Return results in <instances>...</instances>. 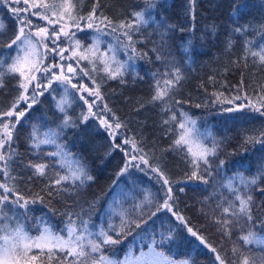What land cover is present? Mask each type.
Returning a JSON list of instances; mask_svg holds the SVG:
<instances>
[{"label": "trees", "instance_id": "16d2710c", "mask_svg": "<svg viewBox=\"0 0 264 264\" xmlns=\"http://www.w3.org/2000/svg\"><path fill=\"white\" fill-rule=\"evenodd\" d=\"M72 3L76 13L87 16L96 7L97 16L102 13L114 24L133 23L134 13H144L147 23H135L131 32L136 62L128 64L122 77L110 79L100 67L93 70L91 78L124 133L136 143L137 158L143 155L148 163L140 160L139 168L128 166L124 171L127 152L109 137L99 117L87 116L80 93L70 88L62 95L65 87L57 82L48 87L43 73L37 79L44 85L37 93L43 94L37 95L29 109L23 104L17 109L25 115L13 131L9 172L15 179L7 183L35 203L16 214L15 220L31 237L40 236L48 227L68 236V228L73 226L78 235L89 231L90 239L100 243L105 237L99 233H107L116 243H101V250L91 253L89 264L100 256L120 262L131 253L136 256L152 247L174 264H219L217 253L226 264H243L245 259L248 264H264V244H246L241 239L250 229L264 238V143L260 142L264 140V108L259 112L227 109L239 100L237 96L257 104L264 96V64L255 62L257 58L250 54L264 45V0H99L98 6L96 0ZM0 17L5 23L0 30L3 72L11 63L10 55L14 56L13 52L7 54L6 45L18 30L2 8ZM238 27L242 31L236 32ZM175 69L181 75L179 83L163 100H153L157 81L163 89V82L174 77ZM20 82L19 74L4 76L0 112L9 110L22 93ZM65 97L68 101L62 112L59 105ZM66 117L68 125L64 124ZM185 117L194 120L199 130L210 133V148L215 145L208 165L199 162L203 180L188 178L193 157L186 145H175ZM2 119L7 121L8 117ZM33 129L41 138L43 133H57L56 142L35 148ZM58 146L63 148V158L51 155ZM73 162L75 167L83 166L92 179L55 184L58 177L75 170ZM35 163L48 166L44 175L34 174L30 165ZM165 178L168 185L163 183ZM253 178L256 183L248 184ZM169 187L174 212L216 253L190 235L173 214L163 212ZM237 194L252 197L251 222L244 216L223 214L229 204L238 208ZM223 218L231 221L230 235L217 223ZM86 249L90 252L89 247ZM39 251L34 249L30 255ZM64 256L57 251L53 259L41 256L35 264H71L73 258L65 260Z\"/></svg>", "mask_w": 264, "mask_h": 264}, {"label": "snow or ice", "instance_id": "6c2138e0", "mask_svg": "<svg viewBox=\"0 0 264 264\" xmlns=\"http://www.w3.org/2000/svg\"><path fill=\"white\" fill-rule=\"evenodd\" d=\"M5 4L8 5H19L23 3L25 6L23 8L20 7H11V11L14 15L19 16L21 12L29 13L32 16H39L41 19H44L48 22V25L58 24L61 20L64 19L65 14H68V19L71 20V27L76 28L78 31L83 30L81 28V22H83L84 28L93 29L97 32H103L104 29H110L112 33L121 31V34L126 38V42L124 43V47L126 49H130L132 52H135L136 49L133 46V38L131 32L134 31L135 23H147L144 18L143 12H136L134 16L136 20L133 23L125 24L121 21L119 24H114L108 17L104 16L102 13L100 16L96 15V7H93L91 12L87 15H80L77 13L76 15H72L71 9L74 7L72 5L71 0H63V2H57V0H52V3H48L47 0H3ZM99 0H96V6H98ZM31 9H40L42 11H31ZM58 16V19L53 20L51 17ZM27 21V23H25ZM20 26L18 28V34L15 35L14 39L11 40L9 44L6 45L7 48L12 49L13 46H16V54L14 56L10 55L11 63L8 64L5 68V71L0 72V87H3L4 76L7 75H15L19 74L21 78L20 88L23 90L22 93L16 98L13 102L11 108L9 110L0 112V173H3V176L6 180H14L15 178L10 175L9 172V161L12 159L14 152L11 149V142L13 131L15 130V125L19 123V118L25 115L23 110L17 112L16 108L19 103L23 101L26 107L30 108L31 104L36 103L37 95H42L43 92L37 93L38 89L44 87V85L40 82H37L34 87L31 96L25 95L28 92L29 86L32 85V82L36 80V76L32 74L33 71H42L45 76L49 80V86L53 79L60 81L61 83H71V77L64 75V65L62 64H51L40 68L38 66L39 62L42 61L43 57L40 55L41 49H44L48 52H54L56 55L60 56L61 60L63 59H71L72 57H64L63 52L65 49L57 47H53L48 49V45L46 43L47 40L51 39V43L53 45L56 44V40L59 39L60 35L63 34L65 38L68 39L69 43H72V38L75 36V33L69 34V31H66V28L69 27L67 23L61 24V26L56 29L54 28L51 36H49V31L47 27H39L37 31L31 32L32 21L24 17L20 20ZM103 25V28L100 27ZM25 27L29 29L28 32L25 31ZM3 29V25L0 24V30ZM236 32L242 31L241 28H236ZM34 37H38L39 39H34ZM119 40V37H117ZM75 47L79 48L80 42L76 40ZM99 40L96 41L91 47L84 49V52L80 53L79 58L76 63L79 64L80 60H88L89 63L93 65V69H95V65L97 60L102 65L101 70L107 74L108 78L115 79L118 76L122 77L125 64L121 61H118L115 56V50L109 46V51L113 52L111 57L108 56L107 52L100 53L99 52ZM249 49H246L248 52ZM88 53L90 55H86ZM251 56L257 58V61L261 64H264V45L260 46L259 51H251ZM77 55L76 51L73 50L72 56L75 57ZM131 59V57H129ZM247 60V55L244 57ZM3 62L0 61V64ZM115 65V67H113ZM27 66V71H26ZM67 71L69 73L75 74L76 69L73 68L71 64H68ZM53 68H60V74L53 72ZM83 71V70H82ZM87 75V72H84ZM91 79V77H89ZM181 79V75L179 69H175V75L172 79L165 80L164 88L162 89L160 86V82L157 81L156 93L153 96V100H163V98L168 94V91L171 90L172 87L176 83H179ZM95 84V80L92 81ZM73 88H77L76 84H72ZM77 91H87L89 95H95L98 99H100L99 94V85H96L95 91L92 89H88L86 86H82L77 88ZM240 96H237L236 99H240ZM83 99V97H81ZM260 103V107L257 108L255 104L249 103V107L255 111H260L261 108H264V96H261L258 100ZM67 103V101L62 100L60 102V110L65 111L63 105ZM87 103V100H85ZM106 107V106H105ZM92 105L89 104V112H91ZM234 109H228V111H233ZM110 111V110H109ZM16 116V120L12 121L11 119L5 121L2 117L11 118ZM261 115H264V112H261ZM87 120V116L84 117ZM174 119V117H173ZM69 118H65L64 124L68 125ZM101 123L104 124L105 121L101 120ZM167 123V121H165ZM188 124H195V121H187L185 123H180L179 127L183 130L180 136L175 140L176 146L187 145V151L193 157L192 164L193 170L188 175L189 179H200L203 180V176L200 175V161L204 163V165H208V156L215 155V145L213 148L209 149L206 145L203 144L199 139L193 140L191 138L192 129L188 127ZM109 128L111 125H107ZM121 127L120 122L117 120L115 124V128L119 129ZM43 138L38 134V130L33 129V146L35 148H39L41 144L55 143V136L57 133H43ZM251 139V138H250ZM264 143V140L260 141ZM124 143H132V146L135 148L134 141L125 140ZM7 145V148H6ZM119 147V146H117ZM59 150L51 155L60 156L63 158L65 155L63 152V148L58 146ZM195 148V150H194ZM142 151V150H140ZM131 160L137 159L136 156H131ZM139 159L147 164L148 161L144 159V156L141 155ZM128 163L125 164L124 171L128 168ZM30 167L34 169L35 175H44L45 169L48 167L44 163H35L31 164ZM206 170V169H205ZM153 171H157V169H153ZM163 176V173H160ZM92 179V177L87 176L84 171L83 166L77 164L75 170H70V175L68 176H60L58 177L54 183L60 184L63 180L71 179L73 182L75 180H80L83 183V179ZM163 183L165 185L169 184L168 179H164ZM248 184H255L256 178H253L247 181ZM0 218L8 219L6 213H4V206L6 204L16 205L19 207L27 208L29 203H35V200H26L22 195H20L19 191L15 187V185H9V183L0 180ZM182 190V189H181ZM171 187L167 189L166 199L163 204L164 208H168L171 210V205L168 203L169 200H172L171 196ZM264 191V190H262ZM236 200L239 201V206L234 207L233 204H229L228 207H224L222 212L223 214H228L233 217L236 216H244L246 219L251 222L253 217L251 215V202L252 197L250 195H236ZM159 211V208H157ZM173 215H177L175 212ZM177 219L183 221V217L177 215ZM217 223L221 224L225 230V233L230 235L229 225L231 221L227 218H223L217 221ZM125 225L122 223L121 227ZM138 226V225H137ZM0 231H3V235H0V264H35V262L41 256H46L48 260L53 259L56 252L65 253L64 259L67 260L68 257H72L73 260L71 264H89V258L91 253H96L101 250V243H116L107 233L101 231L99 235L104 236L105 239L97 243L91 239H88L87 246L90 247V252L86 249L85 244L83 243L85 237L83 234H77V229L73 226L68 228V236L65 239L63 236L56 235L52 233L49 229H45L44 232L39 237H29L27 233L24 231L22 225H18L14 229H10L9 226L4 225ZM193 236H197V233L193 231L191 228L187 229ZM203 243V238H199ZM241 239L246 244H251L253 242L259 244H264V240L256 235L251 229L248 231L247 235L241 237ZM33 249H39L40 251L31 254ZM213 253H216V249H211ZM237 249H233L235 253ZM216 259L219 261V264H226L225 260L221 258V256L217 253ZM91 264H114L113 261L109 260L104 256H100L99 260L92 258ZM170 264H174V262H170ZM182 264H188L187 261L182 262ZM243 264H248L247 259L243 261Z\"/></svg>", "mask_w": 264, "mask_h": 264}, {"label": "rangeland", "instance_id": "374dc122", "mask_svg": "<svg viewBox=\"0 0 264 264\" xmlns=\"http://www.w3.org/2000/svg\"><path fill=\"white\" fill-rule=\"evenodd\" d=\"M32 2V0H30V3ZM48 3H52V0H47ZM57 2H63V0H57ZM72 3V0H71ZM73 5V3H72ZM25 5L23 3L19 4V5H8L5 4L3 2V0H0V8H2L3 12L8 14L10 16V18L16 23V28L18 30V28L20 26H22L20 24V20L23 19L24 17H27V19L32 21V26H31V32H35L38 30L39 27H47L48 31H49V36H51V33L53 31L54 28L58 29L61 24L67 23L69 25L68 28H66V31H69V34L71 35L72 33H75V36L72 38V43H69L68 39L65 38L63 36V34L60 35L59 39L56 40V44L53 45L51 43V39L47 40L46 43L48 45V49H51L53 47H59V48H63L65 49V51L63 52V56L64 57H72L71 59H63L61 60L60 56L56 55V53L54 52H48L44 49H41L40 55L43 57L42 61L39 62L38 66L40 68H43L44 66L47 65H51V64H62L64 65V75L66 76H70L71 77V83H61L60 81H57L55 79L52 80V82H57L59 86L61 87H65L64 89H61L62 95L64 94L65 90H69L74 89L77 91V88H80L82 86H86L88 89H92L93 91H95L96 89V85L97 83L95 82V84H93V79L89 78L91 77V74L93 72V70L102 67V65L99 63V61L97 60L96 65H95V69H93V65L91 63H89L88 60H80L79 64L76 63L77 59L79 58L80 53L84 52V49L91 47L93 44L96 43L97 40H99V52L97 53V56H99L100 53L103 52H107L108 56L111 57L113 55V52L109 51V46H111L114 50H115V56L116 59L118 61H121L125 64V68H127L129 65L128 64H133L135 63V59H134V52H132L130 49H126L124 47V43L126 42V38L121 34V31H117L115 33H112L110 29H104L103 32H97L95 30V28L93 29H87L84 28L83 22H81V28L83 30H77L74 27H71V20L68 19V14L66 13L64 16V19L61 20L60 23L58 24H53V25H48V22L44 19H41L39 16H32L29 13H23L21 12L19 14V16L14 15L13 12L11 11V7H20L23 8ZM31 11H42L40 9H31ZM71 13L72 15H76V11L75 8L73 7L71 9ZM53 20L58 19V16H53L51 17ZM25 23H27V21H25ZM0 24L3 25V28L5 27V23L2 21L1 17H0ZM101 28H103V25H100ZM25 31L28 32L29 29L27 27H25ZM18 34V33H17ZM117 37H119V40L117 39ZM34 39H39L38 37H34ZM79 40L80 42V47L76 48L75 47V41ZM73 50L76 51L77 55L75 57L72 56V52ZM7 54L10 52H13V54H16V46L14 45L12 49H7ZM86 55H90L88 53H85ZM122 56V57H120ZM129 57H131V59H129ZM71 64L73 66V68L76 69L75 74L73 73H69L67 71V65ZM86 66V67H84ZM113 67H115V65H113ZM83 70V71H82ZM26 71H27V66H26ZM53 72L57 73L58 75L60 74V68H53L52 69ZM84 72H87L88 74L85 75ZM33 75L36 76V80H34L32 82V85L29 86L28 88V92L33 89L34 85L37 83V79L39 77V75L43 74L42 71H33L32 72ZM47 78V77H46ZM51 82V83H52ZM21 83V82H20ZM72 84H76L77 88H73ZM46 85L49 87V83H46ZM45 87V88H48ZM27 92V93H28ZM80 93V96L83 97V101L85 102V100H87V108H88V117L94 118V117H99V121L101 126L103 127V129L108 133L109 137L114 140L116 143H120L122 150H124L125 152H127V156H128V164H129V169H133V168H139V163H140V159L139 157L135 160H131V156H136L137 157V146L135 143V148L132 146V143H124L125 140L128 141H133L132 138L128 137L124 131L125 129L121 126L119 129L115 128V124H116V119L113 117V115L111 114V112L109 111V108L105 102V99L103 98L102 94L100 93L99 90V94H100V99H98L95 95H89V93L87 91H78ZM27 93H25V95H27ZM65 101H68L67 98H64ZM249 103L251 104H255V106L257 108L260 107V104H257L251 100H248L246 98H241L239 100H237L234 103H231L230 105H228V107L230 109H234V110H239L242 108H250L248 105ZM25 105V103L23 101H21L18 105V107L16 108V111L19 112L17 109L20 107V105ZM67 103H65L63 105V107H65ZM89 104L92 105L91 108V112H89ZM26 106V105H25ZM106 106V107H105ZM227 108V109H229ZM27 109H29L27 107ZM252 109V108H251ZM263 108H261L260 110H262ZM22 117L19 118V120ZM11 119L12 121L16 120V116L14 115L11 118H8V120ZM101 120H104L105 123L102 124ZM187 121H194L189 117H185V122ZM107 125H111V127L109 128ZM188 127L192 129L191 132V138L193 140H197L199 139L200 141L203 142L204 145H206L209 149H211L208 145H207V141L210 138V133L209 132H203L201 130H199L197 128L196 123L194 125L192 124H188ZM7 146V145H6ZM119 146V147H120ZM187 146V145H186ZM188 147V146H187ZM195 150V148H194ZM72 167H75V162H73V164H71ZM0 180H3L4 182L7 183V180L4 178L3 173H0ZM2 191V190H0ZM168 203L172 206L171 210L168 208H164L163 207V212L166 213H174V208L173 205L171 203V200L168 201ZM30 205H32V203H29L27 207H29ZM26 210V208L24 207H19L16 205H11V204H6L4 206V213H6L8 219H3L0 218V229H2V227L4 225L9 226L10 229H14L16 228L19 224V222L17 220H15V215L16 214H20L23 213ZM177 214V213H176ZM179 215V214H177ZM177 215H173L175 220L179 221L186 229H188V227L186 226L185 221L177 219ZM180 216V215H179ZM185 223V224H184ZM24 229V228H23ZM49 229L52 233L56 234L51 228H47ZM24 231L27 233V231L24 229ZM190 235H192L190 232H188ZM3 231H0V235H3ZM28 235V233H27ZM59 235V234H56ZM85 239L83 241L84 244L87 243L88 239L91 238V234L89 231H87L85 234H83ZM29 237H31L30 235H28ZM61 236V235H59ZM193 236V235H192ZM39 237V236H38ZM65 239H67V236H63ZM197 240L204 246L206 247L208 250H211V248L205 243V242H201V240L197 237ZM35 238V237H33ZM262 240H264L263 237H260ZM87 246V244L85 245ZM88 247V246H87ZM90 248V247H89ZM34 250V249H33ZM39 250V249H38ZM111 261L114 262V264H170V262H172L170 259H168L167 257H165L164 255L160 254L154 247L150 248L148 251L146 252H141L138 253L136 256H134L133 253H131L129 256H127L124 260L122 261H116L113 259H109Z\"/></svg>", "mask_w": 264, "mask_h": 264}]
</instances>
